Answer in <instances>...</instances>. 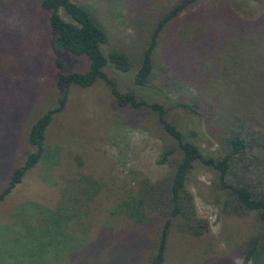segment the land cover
<instances>
[{
  "label": "rangeland",
  "instance_id": "374dc122",
  "mask_svg": "<svg viewBox=\"0 0 264 264\" xmlns=\"http://www.w3.org/2000/svg\"><path fill=\"white\" fill-rule=\"evenodd\" d=\"M72 1L85 7L106 31L103 53L116 49L131 60L128 73L106 70L121 91L131 89L155 21L177 0ZM200 8L210 16L206 28L214 27L216 18L220 26L223 9L228 10L224 2L207 0L168 25L153 55V77L147 88L135 91L172 107L174 122L195 129L203 136L199 147L212 152L220 148L218 126L205 130L201 118L199 128L178 106L199 98L215 101L223 87L219 85L223 67H218L213 52L206 53L211 44L192 47L195 34L185 27L200 14ZM229 10L240 21L250 15L243 6L233 5ZM231 25L224 26L225 30ZM225 40L216 39L218 52L228 48ZM50 41L46 14L38 0H0V191L12 169L31 150L26 130L57 98ZM197 41L204 39L198 36ZM251 41L246 36V44L235 42L241 51L235 59L240 61L248 49L260 59L257 65L251 64L256 70L264 66V43L255 49H249L253 44L241 48ZM65 63L67 71H83L87 66L84 58L66 57ZM223 74L230 79L227 68ZM232 100L227 98L225 104ZM170 143L150 115L118 108L104 82L98 80L86 89L72 87L64 110L46 130L47 156L0 203V264H131L129 249L134 242L135 264H149L161 221L150 212L149 220L135 224L116 207L126 196L138 195L143 181L157 183L172 175L170 164H158ZM216 180L213 171L199 166L188 174L185 190L192 197L197 218L208 222L209 231L193 237L172 225L163 264H244L241 249L246 241L254 235L264 237L254 213L223 212L225 194ZM79 186L86 188L85 195L78 192ZM55 214L67 222L63 224ZM48 228L50 234L45 236Z\"/></svg>",
  "mask_w": 264,
  "mask_h": 264
},
{
  "label": "trees",
  "instance_id": "16d2710c",
  "mask_svg": "<svg viewBox=\"0 0 264 264\" xmlns=\"http://www.w3.org/2000/svg\"><path fill=\"white\" fill-rule=\"evenodd\" d=\"M38 1L40 9L46 14L51 35L50 46L55 67L53 80L58 95L54 105L36 117L26 130L25 140L31 150L12 169L5 187L0 191V203L21 183L26 172L47 156L44 147L45 133L53 117L64 110L69 90L72 87L86 89L100 80L108 88L118 108L150 115L171 140L160 154L158 164H170L173 168L172 175L157 183L143 181L138 195L126 196L116 207L120 214L135 224H144L149 220L150 212L161 221L155 254L149 264H163L172 225H176L180 233L193 237H201L209 231L208 222L197 218L192 197L185 190L187 176L195 166L215 173L217 186L225 194L224 213L234 216L254 213L264 228V66L256 70L251 68V64L257 65L260 59L248 49L240 61L235 59L238 52H241L235 42L246 44V36H249L251 43L241 47L248 48L253 44L249 49H255L260 43H264V0H218L224 2L228 10L233 5L247 8L250 15L244 21L241 20L242 24L235 17L237 15L234 10L229 12L223 9V23L217 27L216 18L215 26L206 28L210 24V16L200 8V14L185 25L195 34L191 46L211 44L212 47L206 53L213 52L218 67H223L219 84L223 87L215 101L207 102L199 98L189 105L178 104L179 108L189 113L191 121L199 128L202 125L201 118H204L205 130L218 126L219 132L221 131L218 134L221 137L220 148L212 152L199 147L198 142L203 136L195 129L180 127V124L174 122L170 115L172 107H164L135 91V88L139 91L147 88L153 77V55L166 27L207 0H177L157 18L132 78V88L124 92L119 89L117 80L107 75L106 70L125 74L131 70L132 62L125 53L116 49L103 53L102 47L108 43V35L91 13L72 0ZM227 24H232L229 30H225L224 26ZM198 36L204 42L197 41ZM216 39L220 42L226 39L224 42L228 44V48L222 47L223 50L218 52L215 47V42L218 43ZM66 57L84 58L87 62L86 69L67 71ZM232 58L234 63H230ZM225 67L230 79L223 74ZM2 79L4 82L5 79ZM235 85L238 90L232 87ZM229 97L234 98L235 102L232 100L227 106L225 101ZM211 137L214 138L215 135ZM88 182L90 186H95L91 181ZM78 192L83 196L86 188L79 186ZM56 216L63 224L67 222L61 214ZM55 223L57 225L58 221L55 220ZM44 234H50L49 228ZM103 236L106 237L105 233ZM135 249L134 242L129 249L132 250L131 264L137 261L136 256L134 257ZM241 255L244 264H264V237H250L241 249Z\"/></svg>",
  "mask_w": 264,
  "mask_h": 264
}]
</instances>
